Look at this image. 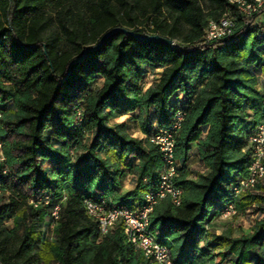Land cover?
<instances>
[{
	"label": "trees",
	"instance_id": "1",
	"mask_svg": "<svg viewBox=\"0 0 264 264\" xmlns=\"http://www.w3.org/2000/svg\"><path fill=\"white\" fill-rule=\"evenodd\" d=\"M227 14L238 17L227 0H0V264H150L121 224L101 235L85 200L140 206L164 166L149 137L178 111L181 201L156 204L150 231L176 264H264V177L232 190L248 175L250 133L264 118V18L203 41L209 20ZM117 26L177 46L117 31L68 70ZM144 66L162 67L147 87ZM129 113L144 137L115 120ZM194 141L204 172L186 166ZM126 174L134 185L121 192ZM228 203L261 212L250 233L210 230Z\"/></svg>",
	"mask_w": 264,
	"mask_h": 264
},
{
	"label": "built area",
	"instance_id": "2",
	"mask_svg": "<svg viewBox=\"0 0 264 264\" xmlns=\"http://www.w3.org/2000/svg\"><path fill=\"white\" fill-rule=\"evenodd\" d=\"M231 6L235 7L238 17H236V15L227 14L217 20L210 19L203 35V41L210 43L220 38H228L240 32V30L255 19V17L264 18V0H239V5L231 4ZM181 112L182 111L177 112V119L174 120L173 126L178 122ZM169 137L170 131H165L163 128L158 129V131L149 137L150 142L158 147L160 153H166L168 164L166 168H162L161 189H148L146 191L148 196L146 207L152 206L154 200L160 193H169L171 200H176L177 193L180 190L174 183L177 171H172L170 168L171 150L169 149ZM248 147L250 149V156H253V165H250L249 173L247 177L243 178L239 188L244 187L248 181H255L256 186L261 180V175L264 174V118L259 119L257 126L251 130ZM39 202H49V197L39 198ZM234 207L232 203V208L229 210H232ZM142 210L143 208H136V211H139V218H130L129 212L121 210L114 211L113 214H105L103 208L95 207L90 204V211L99 212L102 217V227L99 228L101 235H105L106 224H104V217L106 215H113L114 226L121 224L123 230L136 231L135 248L142 253L150 264H154V261H161V264H168V261H166L164 244L153 243L150 238V231L149 234H141L140 232V213ZM229 210L222 211V214ZM56 211L57 205H55L54 216Z\"/></svg>",
	"mask_w": 264,
	"mask_h": 264
},
{
	"label": "bare ground",
	"instance_id": "3",
	"mask_svg": "<svg viewBox=\"0 0 264 264\" xmlns=\"http://www.w3.org/2000/svg\"><path fill=\"white\" fill-rule=\"evenodd\" d=\"M227 2L231 3L233 5H239V0H227ZM182 118H183V111L180 114L178 122L174 126L172 123L168 128H163V130H165V131H170L169 149L171 150L170 168L172 171H177L176 161H175V152H174V145H175L174 144V134L179 129ZM175 119H177V113L175 115ZM249 140H250V137H249ZM161 155H162V159L164 162L163 168H166L167 164H168V157H166V153H161ZM250 165H253V156H250L248 173L250 170ZM263 177H264V174L261 175V179ZM242 180H243V178L239 179L235 184H233L232 190L235 194H237V192L240 193L244 189H252L253 190L255 188V181H248V182H246L244 187L239 188V185L241 184ZM161 185H162V173L160 175L159 184H158L157 188L150 189V190H160ZM238 189H239V191H238ZM181 194H182V192L180 189L177 193L176 200H171L169 193H160V195L157 196V198L154 200V204L150 207H146V203H148V196H147V193L145 192V194L143 196V202L141 203L140 206H137L134 209H131V208H128L125 206H116V205L112 204L111 200H109V199L108 200H102L101 199L100 201H93V200H89V199H87V200L93 206L103 208L105 214H113L114 211H121L122 210L125 212H129L130 218H139V211H136V208H143L142 212L140 213V232H141V234H149V231H150V229H149V215H150L151 211L153 210V208L155 207V205L158 204L164 198H169L173 203L178 205V204H180V201H181ZM87 200H85L86 213H87L88 217H90L92 220H94L97 223L98 228H101L102 227V217L99 214V212L90 211V204ZM53 208L54 209L52 211V216H54L55 207H53ZM230 208H232V203H228V204L224 205L222 207V209L220 210V213H218L219 214L218 217L227 218V217H230V216L236 214L235 207L232 210H229ZM58 209H59V206L57 205V211L55 212V216H54L55 218L58 217L57 216ZM224 210H229V211L222 214V211H224ZM104 224H106L105 234L108 233L112 228H115V226L113 225V215H106L104 217ZM123 232H124L127 240L135 247L136 231L123 230ZM150 238H151L153 243L162 244L159 242L158 238L154 235V233L152 231H150ZM164 247H165L166 261H168V264H176V263H174L172 256H170L168 247L166 245H164ZM154 264H161V261H154Z\"/></svg>",
	"mask_w": 264,
	"mask_h": 264
},
{
	"label": "rangeland",
	"instance_id": "4",
	"mask_svg": "<svg viewBox=\"0 0 264 264\" xmlns=\"http://www.w3.org/2000/svg\"><path fill=\"white\" fill-rule=\"evenodd\" d=\"M144 71L145 72H144L143 80L145 83V87H147L150 84H152L155 80H157V78L160 75V72L162 71V67L152 68L150 66H144ZM262 87L264 88V82L263 81H262ZM135 128H136V122L131 120L129 130L131 132H133L134 134H136L134 131ZM137 135H139V134L137 133ZM91 138H92V134H89L85 138V141H84L85 145H87V146L89 145ZM46 166L48 168L51 167L48 164H46ZM132 181H133L132 178L128 179V177H127V179L125 180V183H124V188L125 189L130 188L133 185ZM260 215H261V212L256 210V208H253L252 211H250L244 215L243 214H234V215L227 217V218L216 217L209 224V227H210V230L213 231L215 234H225L226 232H228L231 229V233H230L229 237L230 236L231 237H238L240 235L250 233L251 229H252V225L254 223V220L257 217H259ZM34 227L37 229L40 226L34 225ZM112 229H114V228H112ZM48 236H49V238H51L50 233L48 234ZM201 246L205 251L207 250L204 242L201 243ZM210 252H213V254L216 256V259H219V257H220L219 255H221L220 254L221 253L220 248L218 249L216 247L214 250H210Z\"/></svg>",
	"mask_w": 264,
	"mask_h": 264
},
{
	"label": "crops",
	"instance_id": "5",
	"mask_svg": "<svg viewBox=\"0 0 264 264\" xmlns=\"http://www.w3.org/2000/svg\"><path fill=\"white\" fill-rule=\"evenodd\" d=\"M161 73V72H160ZM158 79V78H157ZM260 80H259V84H258V89L260 90V91H262V89H263V87H262V81L264 82V79H263V77L262 76H260V78H259ZM181 97V95L179 96V98ZM254 115V117H256L257 115H258V113H254L253 114ZM133 116V113H129V114H125V115H122V116H120V117H118V118H116L115 120L116 121H125L126 122V124H127V129H128V131L133 135V136H136V137H144L145 135L141 132V130H140V128H139V125L136 123V128H135V133L136 134H134L133 132H131L130 130H129V126H130V121L132 120V121H135L133 118H131ZM137 122V121H136ZM137 133L139 134V135H137ZM205 134V131H203V133H202V135H204ZM191 151H190V156H189V158H188V161L186 162V166L187 167H189V169L192 171V172H195V171H201V172H204L205 171V169H204V167H203V165L199 162V159H198V157H197V155H196V150H195V148H196V141H194L191 145ZM48 163V162H47ZM49 166H51L50 164H49ZM51 168V167H50ZM127 177H128V179L129 178H132V182H133V185H134V177L132 176V175H130V174H126L125 176H124V178L122 179V181H121V186H120V191L121 192H126V191H128V190H130L132 187H133V185L130 187V188H128V189H125L124 188V183H125V180L127 179Z\"/></svg>",
	"mask_w": 264,
	"mask_h": 264
},
{
	"label": "water",
	"instance_id": "6",
	"mask_svg": "<svg viewBox=\"0 0 264 264\" xmlns=\"http://www.w3.org/2000/svg\"><path fill=\"white\" fill-rule=\"evenodd\" d=\"M117 31H122L126 34H129V35H133L134 37L136 38H139V39H148V40H152V41H155V42H158V43H162V44H166V45H171V46H174L176 47L177 44L174 42V40L168 38V37H165V36H161L159 34H147V33H143V34H137L135 33L133 30L131 29H127L125 27H120V26H117V27H113L109 30H107L99 39V41L94 44V45H91L89 47H87L83 53L77 57H75L74 59H72L70 62H69V65H68V70L70 68V66L72 64H74L75 62H78L79 60H81L86 53L96 49L97 47H99L101 45V43L104 41V39H106L110 34H112L113 32H117Z\"/></svg>",
	"mask_w": 264,
	"mask_h": 264
}]
</instances>
